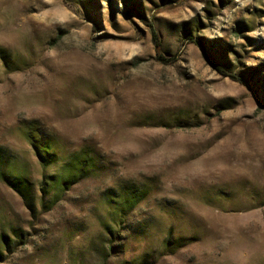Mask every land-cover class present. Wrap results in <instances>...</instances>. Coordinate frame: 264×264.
I'll return each instance as SVG.
<instances>
[{
	"label": "rangeland",
	"instance_id": "rangeland-1",
	"mask_svg": "<svg viewBox=\"0 0 264 264\" xmlns=\"http://www.w3.org/2000/svg\"><path fill=\"white\" fill-rule=\"evenodd\" d=\"M46 143L103 166L43 207ZM125 263L264 264V0H0V264Z\"/></svg>",
	"mask_w": 264,
	"mask_h": 264
},
{
	"label": "trees",
	"instance_id": "trees-1",
	"mask_svg": "<svg viewBox=\"0 0 264 264\" xmlns=\"http://www.w3.org/2000/svg\"><path fill=\"white\" fill-rule=\"evenodd\" d=\"M152 34L156 42L158 39V34L154 28L152 29ZM196 42L204 50L205 56L209 63L214 68H216L218 72L224 74L225 76H231L232 78L237 79L235 75L229 74L225 67L216 62L204 43L199 40ZM37 148V153H39L38 156L40 157L41 162L44 165H54L55 167V169L49 173L47 169H45L46 171L43 174V179L38 188L40 197L39 202L43 207L49 203L56 204L62 200V194L65 192V190H68L82 179L98 174L103 166V161L100 160L99 155L94 150L80 149L73 152L67 158L62 159L58 152L53 150V145H50L49 143L40 144V146ZM4 174L2 176H4V178L7 180L9 186L22 196L27 208L30 210H35L37 203L35 200L37 197L35 196L34 191L31 192L32 187L30 186V181L25 177H10L9 175ZM126 193L127 194L122 196L119 201L113 202L116 205L112 206L108 213V218L110 221H106L105 227L111 229L109 232L111 239L108 241H103L104 246H109V248L107 247L108 250H113L114 248L113 246L115 241L112 239V231L117 228V236H124L125 228L123 226L126 224L125 215L128 208L121 207L120 205H129V203L131 204V202H135L134 200L137 196L136 191L133 193L130 190ZM110 204H112V202H110ZM105 250L106 249L104 248V251Z\"/></svg>",
	"mask_w": 264,
	"mask_h": 264
}]
</instances>
